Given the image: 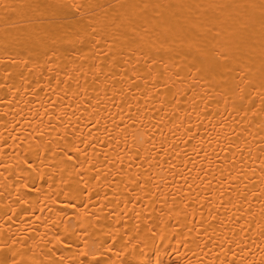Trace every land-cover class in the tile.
Masks as SVG:
<instances>
[{
  "label": "bare ground",
  "instance_id": "6f19581e",
  "mask_svg": "<svg viewBox=\"0 0 264 264\" xmlns=\"http://www.w3.org/2000/svg\"><path fill=\"white\" fill-rule=\"evenodd\" d=\"M0 264H264V0H0Z\"/></svg>",
  "mask_w": 264,
  "mask_h": 264
}]
</instances>
